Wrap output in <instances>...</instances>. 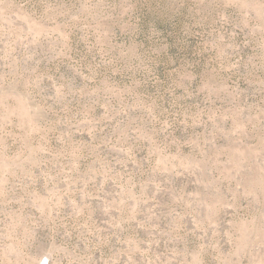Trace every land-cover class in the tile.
Returning a JSON list of instances; mask_svg holds the SVG:
<instances>
[{
	"label": "rangeland",
	"instance_id": "obj_1",
	"mask_svg": "<svg viewBox=\"0 0 264 264\" xmlns=\"http://www.w3.org/2000/svg\"><path fill=\"white\" fill-rule=\"evenodd\" d=\"M0 264H264V0H0Z\"/></svg>",
	"mask_w": 264,
	"mask_h": 264
}]
</instances>
